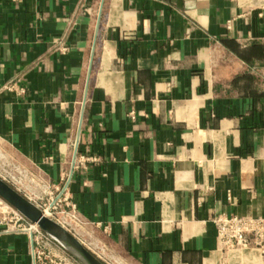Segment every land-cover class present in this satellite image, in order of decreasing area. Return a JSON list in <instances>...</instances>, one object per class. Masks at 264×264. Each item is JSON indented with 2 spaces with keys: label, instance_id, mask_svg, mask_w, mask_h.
I'll use <instances>...</instances> for the list:
<instances>
[{
  "label": "crops",
  "instance_id": "1",
  "mask_svg": "<svg viewBox=\"0 0 264 264\" xmlns=\"http://www.w3.org/2000/svg\"><path fill=\"white\" fill-rule=\"evenodd\" d=\"M13 167L105 264H264L213 224L264 217V0H0ZM0 264H35L30 237L0 227Z\"/></svg>",
  "mask_w": 264,
  "mask_h": 264
},
{
  "label": "built area",
  "instance_id": "2",
  "mask_svg": "<svg viewBox=\"0 0 264 264\" xmlns=\"http://www.w3.org/2000/svg\"><path fill=\"white\" fill-rule=\"evenodd\" d=\"M12 90L14 86H6ZM20 90L19 93H22ZM0 178L19 191L29 180V173L20 167L11 170H0ZM46 192V191H45ZM45 199L34 202L43 213L60 223L69 230L68 225L78 224L79 218L72 207V212L63 208L65 200L55 196L52 192L46 193ZM30 200V199H29ZM218 239L227 250L255 248L264 250V217L219 215L214 218ZM0 227L7 233L26 234L33 243L35 264H79L57 242L44 233L41 228L28 221L21 213L0 197ZM70 231V230H69ZM71 232V231H70ZM59 249L62 252L59 253Z\"/></svg>",
  "mask_w": 264,
  "mask_h": 264
},
{
  "label": "water",
  "instance_id": "3",
  "mask_svg": "<svg viewBox=\"0 0 264 264\" xmlns=\"http://www.w3.org/2000/svg\"><path fill=\"white\" fill-rule=\"evenodd\" d=\"M0 197L57 242L79 264H105L73 233L47 217L31 200L0 178Z\"/></svg>",
  "mask_w": 264,
  "mask_h": 264
}]
</instances>
